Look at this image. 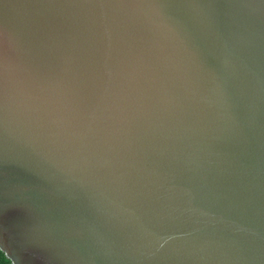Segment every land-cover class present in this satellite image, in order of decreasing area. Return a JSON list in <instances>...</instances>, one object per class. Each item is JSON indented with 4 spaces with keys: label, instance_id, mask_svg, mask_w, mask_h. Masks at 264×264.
Here are the masks:
<instances>
[{
    "label": "water",
    "instance_id": "95a60500",
    "mask_svg": "<svg viewBox=\"0 0 264 264\" xmlns=\"http://www.w3.org/2000/svg\"><path fill=\"white\" fill-rule=\"evenodd\" d=\"M0 248L264 264V0H0Z\"/></svg>",
    "mask_w": 264,
    "mask_h": 264
},
{
    "label": "clouds",
    "instance_id": "9594fccd",
    "mask_svg": "<svg viewBox=\"0 0 264 264\" xmlns=\"http://www.w3.org/2000/svg\"><path fill=\"white\" fill-rule=\"evenodd\" d=\"M0 264H15V260L2 249L0 250Z\"/></svg>",
    "mask_w": 264,
    "mask_h": 264
},
{
    "label": "snow or ice",
    "instance_id": "6c2138e0",
    "mask_svg": "<svg viewBox=\"0 0 264 264\" xmlns=\"http://www.w3.org/2000/svg\"><path fill=\"white\" fill-rule=\"evenodd\" d=\"M0 250H2V248H0Z\"/></svg>",
    "mask_w": 264,
    "mask_h": 264
}]
</instances>
